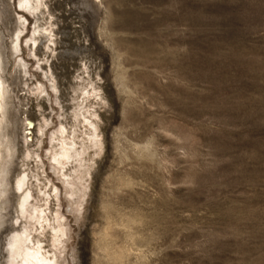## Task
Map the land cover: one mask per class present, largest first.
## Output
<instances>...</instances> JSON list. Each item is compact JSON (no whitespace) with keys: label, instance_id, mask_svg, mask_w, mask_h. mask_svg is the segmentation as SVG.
Returning a JSON list of instances; mask_svg holds the SVG:
<instances>
[{"label":"rangeland","instance_id":"374dc122","mask_svg":"<svg viewBox=\"0 0 264 264\" xmlns=\"http://www.w3.org/2000/svg\"><path fill=\"white\" fill-rule=\"evenodd\" d=\"M0 34V264H264V0H0Z\"/></svg>","mask_w":264,"mask_h":264},{"label":"bare ground","instance_id":"6f19581e","mask_svg":"<svg viewBox=\"0 0 264 264\" xmlns=\"http://www.w3.org/2000/svg\"><path fill=\"white\" fill-rule=\"evenodd\" d=\"M17 35L19 36V34ZM1 39L2 38L0 34V41ZM1 53L0 46V230L4 222L5 214H3V212L8 209L9 205L7 200L8 193L10 191L9 175L16 151L14 137L10 135L7 130L9 124L11 123L9 110L12 107V100L10 96L11 91L7 86V81L4 76L5 64ZM66 147H63V151L59 153L63 157H67ZM54 160H57V158L54 157ZM22 187L23 183L20 182L19 188ZM41 219L46 220L44 217H40L38 221ZM17 254L22 256L20 264H50L52 261L48 256L43 254L41 249H35L34 247L27 246Z\"/></svg>","mask_w":264,"mask_h":264}]
</instances>
